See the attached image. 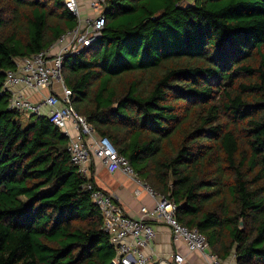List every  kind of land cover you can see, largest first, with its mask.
Here are the masks:
<instances>
[{
    "label": "trees",
    "instance_id": "16d2710c",
    "mask_svg": "<svg viewBox=\"0 0 264 264\" xmlns=\"http://www.w3.org/2000/svg\"><path fill=\"white\" fill-rule=\"evenodd\" d=\"M181 1L108 0L63 60L70 102L213 252L264 264V0ZM76 24L63 0H0V264L115 256L68 136L1 91L15 57Z\"/></svg>",
    "mask_w": 264,
    "mask_h": 264
},
{
    "label": "built area",
    "instance_id": "2783aa9c",
    "mask_svg": "<svg viewBox=\"0 0 264 264\" xmlns=\"http://www.w3.org/2000/svg\"><path fill=\"white\" fill-rule=\"evenodd\" d=\"M63 1L76 16L77 24L62 32L48 47L14 58L15 67L5 71L1 89L8 94V108L49 117L68 136L70 158L79 173L89 178L94 159H99L110 173L122 171L155 199L152 207H140L141 216L129 215L113 193L91 181L85 183L91 200L102 212V227L115 247L112 260L116 264H184L185 256L180 251H171L149 263L150 254H146L144 248L152 243L155 234L150 218L167 225L173 240H181L189 251L199 252L207 264H236L213 252L196 227L181 223L175 213L176 202L143 181L111 139L107 135H100L86 116L71 105L72 90L66 85L62 74L63 60L66 55L79 53L100 35L105 23L103 11L108 0ZM83 1L88 6H82ZM54 83L59 85L60 92L51 91L37 101L31 100L25 93L26 90L40 91ZM43 107H47V110L43 111ZM135 192L138 193L139 189Z\"/></svg>",
    "mask_w": 264,
    "mask_h": 264
},
{
    "label": "crops",
    "instance_id": "0c3cea01",
    "mask_svg": "<svg viewBox=\"0 0 264 264\" xmlns=\"http://www.w3.org/2000/svg\"><path fill=\"white\" fill-rule=\"evenodd\" d=\"M51 91L60 92L59 85L54 83L40 91L26 90L25 93L31 100L37 101ZM46 110L47 107H43V111ZM92 176L98 187L115 195L123 210L129 215L141 216L140 207L142 205L152 207L155 203V199L142 185L127 177L120 170L110 173L99 159L93 161ZM136 189H139L138 193L135 192ZM149 221L155 228L152 243L144 248V252L150 254L149 263L155 262L171 251H180L185 256L184 264H207L199 252L189 251L181 240H173L169 228L163 222L151 218ZM227 260L236 263L234 249Z\"/></svg>",
    "mask_w": 264,
    "mask_h": 264
},
{
    "label": "rangeland",
    "instance_id": "374dc122",
    "mask_svg": "<svg viewBox=\"0 0 264 264\" xmlns=\"http://www.w3.org/2000/svg\"><path fill=\"white\" fill-rule=\"evenodd\" d=\"M191 2H192V0H182L181 1V3H183V5H186V4H191ZM82 6H88V4L86 3V1H83V4H82ZM21 116H22V120L24 121V122H26L27 121V119H28V113H22L21 114Z\"/></svg>",
    "mask_w": 264,
    "mask_h": 264
},
{
    "label": "water",
    "instance_id": "95a60500",
    "mask_svg": "<svg viewBox=\"0 0 264 264\" xmlns=\"http://www.w3.org/2000/svg\"><path fill=\"white\" fill-rule=\"evenodd\" d=\"M238 258V256H236V259ZM109 264H116L113 260L110 261Z\"/></svg>",
    "mask_w": 264,
    "mask_h": 264
}]
</instances>
